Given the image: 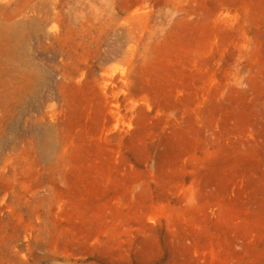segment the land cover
<instances>
[{"label":"rangeland","instance_id":"rangeland-1","mask_svg":"<svg viewBox=\"0 0 264 264\" xmlns=\"http://www.w3.org/2000/svg\"><path fill=\"white\" fill-rule=\"evenodd\" d=\"M0 264H264V0H0Z\"/></svg>","mask_w":264,"mask_h":264}]
</instances>
